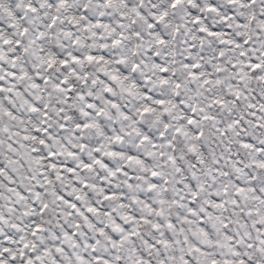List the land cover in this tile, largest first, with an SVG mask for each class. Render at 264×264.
Masks as SVG:
<instances>
[{
	"label": "snow or ice",
	"instance_id": "obj_1",
	"mask_svg": "<svg viewBox=\"0 0 264 264\" xmlns=\"http://www.w3.org/2000/svg\"><path fill=\"white\" fill-rule=\"evenodd\" d=\"M0 264H264V0H0Z\"/></svg>",
	"mask_w": 264,
	"mask_h": 264
}]
</instances>
